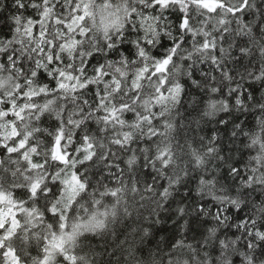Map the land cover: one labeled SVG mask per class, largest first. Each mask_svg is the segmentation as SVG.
Instances as JSON below:
<instances>
[{
    "label": "clouds",
    "instance_id": "clouds-1",
    "mask_svg": "<svg viewBox=\"0 0 264 264\" xmlns=\"http://www.w3.org/2000/svg\"><path fill=\"white\" fill-rule=\"evenodd\" d=\"M0 264H264V0H0Z\"/></svg>",
    "mask_w": 264,
    "mask_h": 264
}]
</instances>
